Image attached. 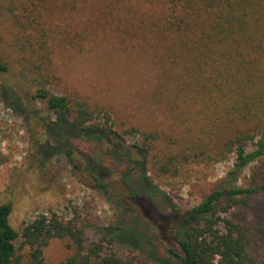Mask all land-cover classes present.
I'll list each match as a JSON object with an SVG mask.
<instances>
[{"label": "trees", "instance_id": "obj_1", "mask_svg": "<svg viewBox=\"0 0 264 264\" xmlns=\"http://www.w3.org/2000/svg\"><path fill=\"white\" fill-rule=\"evenodd\" d=\"M160 2L161 14L151 11L162 47L151 96L168 121L164 128L143 129L127 119L126 125L117 123L107 108L91 107L73 93L49 92L53 60L43 25L47 0H0V79L13 71L54 116L41 120L45 140L35 145L38 165L64 155L99 189L111 174L97 159L76 156L81 151L74 142L104 144L112 160L127 161L121 183L130 199L154 189L147 173L176 176L188 163L216 164L233 157L226 181L184 213L176 227L159 237L152 232L151 240L158 243L153 262L264 264V218L250 213L256 206L264 211V0ZM2 92L18 106L12 89ZM124 137L130 138L126 148ZM252 163L245 185L227 181H235ZM136 174L138 191L130 184ZM11 210L10 203L0 204V264H44V249L54 239L66 240L70 249L57 264H135L137 257H121L113 245L140 251L141 243L148 244L147 234L126 221L125 209L113 227L99 229L98 240L86 238L76 210L69 219L41 214L19 231L9 224Z\"/></svg>", "mask_w": 264, "mask_h": 264}, {"label": "rangeland", "instance_id": "obj_2", "mask_svg": "<svg viewBox=\"0 0 264 264\" xmlns=\"http://www.w3.org/2000/svg\"><path fill=\"white\" fill-rule=\"evenodd\" d=\"M47 1L50 4L43 14V25L53 60L49 92L73 93L91 107L107 108L117 123L126 125L127 119L143 129L166 127L168 121L151 96L159 68L157 55L162 50L158 30L151 25V11L161 14L165 8L160 0ZM33 2L38 4V0ZM12 73L0 79V204H11L8 221L18 231L41 214L56 213L69 219L76 210L86 238L98 240L103 236L99 229L113 227L124 217L125 209L126 221L147 234L148 244L141 243L140 251H133L128 245L115 243L112 251L121 257H137L135 264H156L152 253L158 243L151 240L152 232L159 237L163 230L176 227L182 215L199 204L220 180L226 181L233 168L231 157L216 164L188 163L176 176L157 178L147 173L154 189L139 191V197L130 199L121 183L129 165L123 159L112 160L110 148L104 144L83 146L74 142L81 151L76 156L97 159L111 174L105 188L99 189L64 155L40 167L35 145L45 140L41 120L54 116L44 103L32 98L34 89ZM6 88L14 91L18 106H11L2 92ZM122 140L126 148L130 138ZM253 165L256 163L245 167L235 181H227L245 185ZM138 179L137 174L130 179L136 191ZM261 211L256 206L250 213L262 221ZM67 245L66 240H52L44 249V264H57L68 257Z\"/></svg>", "mask_w": 264, "mask_h": 264}]
</instances>
